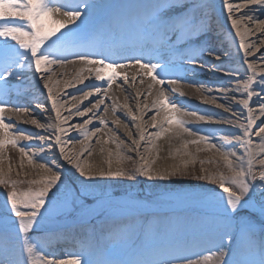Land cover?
Returning <instances> with one entry per match:
<instances>
[{
  "label": "snow or ice",
  "instance_id": "snow-or-ice-1",
  "mask_svg": "<svg viewBox=\"0 0 264 264\" xmlns=\"http://www.w3.org/2000/svg\"><path fill=\"white\" fill-rule=\"evenodd\" d=\"M213 3L214 0H149L147 12L125 33L113 26V16L98 17L97 10L104 6L90 0H0V264H264V69L257 70V58L249 59L258 49L247 42L250 29L241 28L242 21H251L257 25L256 32L264 36V0H243V3L222 0V8L239 38L238 50L243 53L241 68L247 67L242 78L240 68L225 69L222 61L219 65L213 64L226 76L235 77L234 83L230 79L226 82L229 86H223L222 82L217 90L225 95L239 93L243 98L233 96L238 109L231 104L217 103L216 97H204V100L216 103V107L231 113V117L188 111L165 91L167 87L171 94L183 95L178 88L170 87L184 80L171 57L179 56L184 62L201 66L208 63L203 59L206 55L220 59L210 43L213 25L217 23L212 16ZM234 14H239V18H234ZM94 21H99L97 26L87 31ZM215 32L219 33L220 28ZM259 60L264 62V56ZM76 63L80 65L76 78L71 82L66 80L65 86L80 84L92 91L83 92V88H78L77 91L83 92L79 99L64 89L54 95L53 88L59 80L53 79L57 75L53 66ZM133 69L130 77L129 71ZM183 71L195 74L196 70ZM85 72L89 75H83ZM33 81L43 82L48 96L45 104L29 96L28 85ZM137 81L144 87L138 88ZM114 84L122 91L123 84L136 88L135 110L127 103L123 108L137 130V138H133L128 124H121L119 117L114 119L112 123L125 130L131 143L120 139L116 144L115 169L109 159L107 170L93 171L91 165L82 164L80 159L84 153L92 155L90 147L94 138L98 144L109 142L110 138L101 142L97 134L108 127L100 109L104 106L103 111H109L106 100L112 99L109 89ZM61 94L70 96L74 103L70 106L61 103ZM141 97L145 101L143 108L139 103ZM149 97H152L151 103L147 102ZM254 97L257 98L255 108ZM22 98H26L24 102ZM84 101L91 107L83 106L81 110ZM33 103L42 108L46 122L41 123L34 116L24 122L43 129L47 135L25 134L24 129L13 125L11 116H6L11 113L22 119V114L31 111ZM65 107L66 115L61 111ZM148 113H152L148 127L153 131L150 132L145 123H137L144 121ZM111 114L117 116L115 105ZM185 116L224 124L229 129L216 130L222 133L218 136L201 135L199 129L187 126ZM73 117L87 118L82 123L70 124ZM94 119L98 120L99 127L90 130ZM257 121H261L259 125ZM72 131L80 139L73 138ZM165 134H171L169 139L187 134L194 139H182L183 148L196 145L197 152L214 151L219 155V160L199 161L201 165L216 164L218 170L209 172L201 167V174L195 177L216 186L198 196L199 215L195 223L182 226L172 217L156 215L174 211L168 205L171 198L159 193L147 200L130 192L125 201L113 200L105 193L103 201L97 199L98 207L86 202L88 197L96 199L92 187L97 177H119L140 183L141 177L148 181H166L177 175H188L179 165L171 170L153 167L160 152L156 141ZM112 136L119 139L114 131ZM33 138L40 141L39 153L46 151L44 142L51 141L47 151L53 155L36 164L43 170L41 178L27 181V190H20L18 185L24 181L12 179V164L7 169L3 164L9 146L19 152L21 168L25 159L32 164L38 153L30 152V146L20 142ZM217 140L222 143L214 142ZM69 143L81 145L75 158H70L65 149ZM121 145H126L135 157L125 154ZM141 147H144L143 153ZM57 149L59 157L55 155ZM100 151L103 153L105 149L101 147ZM108 155L112 157L113 153L109 151ZM183 155L192 154L184 152ZM60 160L71 166L68 172L72 169L75 172L66 176ZM126 161H132L131 168L122 166ZM188 163L183 161L184 169ZM133 213L153 215L148 220L123 224V218ZM94 215L110 218L114 224L109 238L114 236L115 242L105 249V258L98 259L95 255L98 243L96 246L81 243L79 250L66 253V258H58L49 249L46 242L50 240V233L40 229L61 218L66 223L86 224ZM189 234L210 243V247L192 251L198 242L186 243L185 237ZM133 237L140 243L131 259L109 258L113 249L126 246Z\"/></svg>",
  "mask_w": 264,
  "mask_h": 264
},
{
  "label": "bare ground",
  "instance_id": "bare-ground-1",
  "mask_svg": "<svg viewBox=\"0 0 264 264\" xmlns=\"http://www.w3.org/2000/svg\"><path fill=\"white\" fill-rule=\"evenodd\" d=\"M90 2L104 6V7H101L100 9L97 10L98 16L100 14H102L103 12L105 13V10H104L105 8H108L111 6L113 7L116 4L115 0H90ZM233 2L243 3V0H233ZM135 13L137 16L141 17L146 12L142 11L141 7H139V10L135 11ZM133 18H135V19H133L134 21L137 20L136 16H133ZM234 18L238 19L239 14H234ZM262 18H264V17H262ZM241 24H243L244 26H247L250 29V34L247 37V42L252 46V48L256 49L258 44H264V43H262V41H264V36H261L260 33L256 32L257 25L255 23L245 20V21H242ZM113 26L117 28V23H115V24L113 23ZM120 30L124 31V27L122 25L120 26ZM210 43L212 44V48L214 51H217L218 53L224 51L223 42L221 40H217L216 37L215 38L211 37ZM261 56H264V47L261 48L260 50L256 51L254 53L253 57H249L250 60L253 58H257V61L260 62L259 64H257V70L258 71L260 69H264V62H261L259 60V57H261ZM203 59L205 61H207L208 63L201 66V65H197L195 63L190 62V63L186 64L183 67L182 71L180 72V75H182L184 77V80L181 82V86L191 97H193L194 101L193 100L192 101L186 100V99H184V97L182 95H179V94H176V95L171 94L168 91L167 87L165 90L167 94L172 95V98L178 104L182 105L186 110L198 111L199 114H204V113H206V111H209L210 109L216 107V106H213V105H216V103L206 102L204 100V97H209V98L216 97L217 103H228L227 99H229L230 95L239 94V93H231L230 92L227 95H225L223 91H218L217 89L222 86V82H224L223 86L226 85L225 81L223 79L222 80H219V79L218 80L217 79L211 80L212 78L206 77L204 73L206 72L208 67L216 69V70H221V68H219V67L214 68L212 65L213 64L219 65L222 61L223 67L225 69L241 68V66L239 64L231 63L230 60H228L229 58L228 59L222 58V59L217 60L214 57H212L211 55H206ZM53 67H54L55 72L57 73V75L53 79L59 80V84L54 85V88H53V94L54 95L60 93L61 89H64L65 93H69L72 96H76L79 99L83 95V92L92 91L91 88L84 87L83 85H80V84H77L76 87H66L65 86L64 82L66 80L71 82L76 78L77 71L80 67L79 63L67 64L63 67H59V66H53ZM184 69H195L196 71H195V74L191 75L192 72L185 73L183 71ZM134 71H135L134 69L129 71L130 77L134 73ZM243 72L244 71L241 70L242 78H243ZM214 73H216V72H214ZM262 74H264V73H262ZM83 75L88 76L89 73L85 72V73H83ZM213 76H216V75H213ZM92 79L94 80V78H92ZM231 80L235 81V77L232 76ZM85 83H89V81H85ZM120 83L122 84V81ZM205 86H207V87L205 88ZM40 87H43L42 81L39 84H36L35 81H33L31 84L28 85V92L29 91L33 92L35 99L39 100L40 104H45L48 100L47 91H46V94L44 96L42 93L39 92ZM137 87L143 88L144 85H141L139 83V81H137ZM170 87H175V86H170ZM78 88H83V92L77 91ZM123 89L124 90L122 91L120 88L114 87V85H113L111 87V89H109V95L112 97V99L106 100V105H107L109 111L107 113H105L103 111L104 106H101V109H100L101 115L104 118H106L108 121V127L102 128L101 132L98 133L97 135L100 137L101 142L106 138H110L109 142L107 144H103V143L98 144V143H96L95 138H94L91 141V147H90V151L92 152V155L88 156L87 153H84V155L80 159V162L82 164L91 165L93 171H98L100 169L107 170L108 169L107 160H109V159L112 160V167H113V169H115L117 167L116 158H115V153L117 151L116 144H118L120 142V139L126 140L128 144L131 143V140H128V138L125 136V130L122 127H120L119 125H114L112 123V121L114 119L119 117L121 124H128L129 130H131L134 134L133 138H137L135 135L137 130L132 127V121L126 117V111L127 110L123 108V105L125 103H127L130 108L135 110L136 105H137V100L135 99L136 88L130 87L127 84H123ZM209 89H211V91H209ZM113 95H116L117 98L115 99L113 97ZM61 96H62L61 103H64L67 106H70L74 103V101L70 98V96L64 95V94H61ZM126 97H127V100L125 99ZM24 99H26V98H22L21 102H24ZM151 100H152V97H149L148 102L151 103ZM256 101H257V98L254 97L253 102H252L254 104V108L256 107ZM139 103H140L141 108H143V103H144L143 97H141ZM33 104H36V103H33ZM33 104L30 105L31 111L29 113L22 114V119H17V117L16 116L14 117V115H12L11 113H6V116H11V121L14 124V126H17L19 128L24 129L25 134H28L29 132L38 133L35 131V129H32L30 127L31 123L24 122V121L28 120L30 117L34 116L41 123L46 122V120H45L46 114L43 112L42 108L38 104H36V106L34 107ZM113 105H115L117 107V116L116 117H114L111 114V108L113 107ZM83 106L91 107V104L88 101H84V105L81 106V110H82ZM48 107H50V104L48 105ZM61 111H62V114L66 115L67 114V107H65ZM151 115H152V113H148L144 117V121H137V123L143 122V123H145L146 128H150L148 126L151 124V119H150ZM86 118L87 117H83V118L73 117V119L69 123L70 124L71 123H82L83 119H86ZM184 119L188 121V125H187L188 127H191L194 129H199L200 134H203V135L212 134L210 128H218V127H213V126H210V128H209V125L207 122L198 121L195 119V117L185 116ZM94 127H99L97 119H94L93 125L89 126L90 130H93ZM110 129H111V131H110ZM113 131L117 134L119 139H116V137L112 136ZM105 134H107V136ZM70 135L75 139H80V137L78 136V134L75 131H72L70 133ZM170 135L171 134H165L164 138L157 141V146L160 148V152H159V159H157L156 164L153 166L154 168L161 169V168H167L169 166H173L176 162L175 155L178 152H181L184 150V148L181 145H179L180 144L179 142H182V139L183 140L194 139V137H190L187 134H184V136L182 138L173 137V138L169 139ZM113 139H115V141H116L115 143L112 142ZM214 142L222 143L221 141H218V140L214 141ZM20 143L22 145H29V146H36V147L39 146V145H31V143L26 142L25 140H22ZM50 143L51 142L45 141L44 146L47 147L48 144H50ZM101 147H103L105 149V151L103 153L100 151ZM65 149L68 152L70 158H75L76 154L81 149V145L75 144V146L73 148L74 152H71V150H70L71 149V143L65 145ZM121 149L123 150V152L125 154L129 153L130 156L135 157V153L128 152L126 145H121ZM109 151H111L113 153L112 157H109V155H108ZM140 151H141V153H143L144 147H141ZM47 153L49 154V151ZM98 156H100V158L103 159V163L101 162V160L98 159ZM7 158L10 159V157H8V156H7ZM45 160L46 159L44 158V156L39 155V154L35 158V161H43L44 162ZM24 163H25L24 168L27 170H33V171H37L40 173H42V171H43L42 169H39L38 167L35 168L33 166L32 167L29 166L27 159H25ZM3 167L5 168V162L3 164ZM11 174H13V172ZM197 198H198L197 196L192 197L187 201H184L182 203L178 202L175 204L176 205H180V204L182 205L183 204L184 208L181 207L180 209H187V208H198L199 209V204H198ZM72 235H74V232H71V233L68 232L59 239H51L48 241V245L49 244L56 245V243H59L61 246L60 249L65 250V253H71V252L78 251L80 247L78 246V243H76V241L74 239H72ZM60 249L50 248L51 251L56 253L57 257H61L60 256Z\"/></svg>",
  "mask_w": 264,
  "mask_h": 264
},
{
  "label": "rangeland",
  "instance_id": "rangeland-1",
  "mask_svg": "<svg viewBox=\"0 0 264 264\" xmlns=\"http://www.w3.org/2000/svg\"><path fill=\"white\" fill-rule=\"evenodd\" d=\"M218 2H220L222 4V0H218ZM135 6H133L134 8ZM225 15L228 17V14L225 10ZM229 27L231 28V23H229ZM241 28H244V25L241 24ZM234 30V29H232ZM14 43V42H11ZM224 44V48L227 49L226 54H229L230 56H225L223 58L230 60L231 63L234 64H239L241 66L242 64V57L240 54V51H234V48H227L225 45L228 46V44H230V41H223ZM264 47V44H258V46L256 47V49L260 50L261 48ZM239 49V47H238ZM222 57V56H220ZM260 62L257 61V64H259ZM246 65H243L242 68H240V70L244 71L246 70ZM179 70V69H178ZM214 70L213 68L208 67V69L206 70V72L204 73L206 77L208 78H214V79H219L222 80L223 79V75L224 72L222 70H216V73H219V75H217L216 77H212L210 71ZM179 72H181L179 70ZM193 74V73H192ZM225 86H229L226 82L228 80H225ZM235 81H233L234 83ZM113 86V85H112ZM114 87H117L114 84ZM207 86H205L206 88ZM166 90V88H165ZM186 95H182L184 97V99L189 100V101H194L193 97H191L187 92H185ZM233 96H236L237 98H243L242 96H240L239 94H235V95H230L229 99H227V104H231L233 108L238 109L239 105H237L235 103V101L233 100ZM113 97L116 99L117 96L113 95ZM204 101V100H203ZM145 103V101H144ZM143 103V104H144ZM223 109V108H221ZM221 116H225V117H231V113L228 112H223L221 111ZM263 119V118H262ZM261 121H257V125L260 124ZM14 125V124H13ZM218 129H229V127L226 128H210L212 134L215 135H220L222 133L217 132L216 130ZM153 131V130H151ZM231 131H235V129H231ZM150 132V131H149ZM203 135V134H201ZM146 138H147V134H146ZM255 139V137H254ZM35 141H38L37 139H34ZM40 142V141H38ZM50 142V141H48ZM182 146V142H179ZM157 144V141H156ZM200 148H203L204 145H199ZM46 151L44 153H40L42 156H44V158L46 160L51 159V155L52 153H47V147H45ZM30 152H37L38 147L36 146H32L29 148ZM16 152V153H15ZM184 152H188L191 153L192 155H183ZM131 154V153H130ZM129 155V153L127 154ZM7 156L10 157L7 158L5 160V168L7 169L9 163L12 164L13 166V174H11V178L14 180H19V181H24V183H21L18 185V188L20 190H27V188L29 187V184L27 183V181L29 180H34V179H40L41 176L44 174L43 171L42 173L37 172V171H33V170H27L25 169V163L23 165V168H21L20 166V154L15 150L12 149L10 146L7 149ZM98 159L101 160V162L103 163V159L100 158V156H98ZM175 164L173 166L179 165L180 168L182 170H186V172L188 173V175L185 176H180L177 175L175 177H170L168 180L166 181H160V180H154V181H148L146 178H138L140 180V183H136L133 181H128L124 178H108V177H97L96 178V183L93 185L92 187V191H93V195L96 198H102L104 197V194H110V196H121V197H129V193H134L136 194L140 199H147V200H152L153 197L155 195L159 194H163L167 197H170L171 199L168 201L169 203H175L178 201H181L183 199H187L196 195H200L201 193H204L206 191H208L209 189L212 188H216L215 185L209 183L206 180H199L196 179V176H199L201 174L200 169L201 167H203L205 170L209 171V172H216L218 170V166L216 164L213 163H205L203 165H201L199 163L200 160H219V155L217 153H215L214 151H200L197 152V146L196 145H189L187 147V149L184 148L183 151L178 152L175 155ZM195 161L194 163L192 161ZM183 161H189L187 168L184 169V165H183ZM43 161H34L32 164H29V166H33L36 168V164L41 163ZM45 162V161H44ZM122 166L127 167V168H131L132 167V161H126ZM173 166H169L167 168H161L160 170H171ZM71 168V167H70ZM220 170L222 169V166L220 168ZM75 170L72 169L71 172H68V175H71L72 173H74ZM17 173H19V175H17ZM76 176H78V173H75ZM67 176V175H66ZM83 179V178H80ZM31 187H35V185H32ZM2 190V189H0ZM219 190V189H217ZM6 192V190H3ZM151 193V195H149ZM95 199H93L92 197H88L86 198V202L91 204ZM156 215H163L166 217H172L174 220H176L180 225L182 226H187V225H191L193 223H195V221L198 218L199 215V209L198 208H187V209H182V210H178L176 212H171V213H166V214H156ZM152 216V215H151ZM151 216H142V215H137L135 213H133L130 216H125L122 220L123 224H134L137 221H144V220H148L151 218ZM117 223H121L120 221H118ZM86 226L88 227V229H90L89 235L91 233V235L89 236L90 240L92 241V243L94 244V242L98 243V247H95V255L98 259H103L105 258V249L110 248L114 242V236L113 238H109V233L110 230L114 227L113 221L110 218H105V216L103 215H94L93 219L91 220V222L86 223ZM93 226V227H92ZM94 231V232H93ZM101 234H105L102 238H100ZM54 238H57V236L59 235H53ZM99 237V238H98ZM208 240L210 241L211 238L209 237ZM94 241V242H93ZM185 242L188 244H194L198 242V246L197 247H193L192 251H200L203 248H207L210 247V243H206L202 240H200L199 237H194L193 235L189 234L185 237ZM48 243V241L46 242ZM139 241H137L135 239V237H133V239L131 241L128 242V244L126 246H122V247H118L115 248L111 251V253L109 254V258L112 259H119V260H127V259H131L136 251V248L139 245ZM95 245V244H94ZM57 246V247H56ZM55 245L49 244L48 247L49 249H60V244L56 243ZM65 250H61L60 249V256L58 258H66L65 257Z\"/></svg>",
  "mask_w": 264,
  "mask_h": 264
}]
</instances>
